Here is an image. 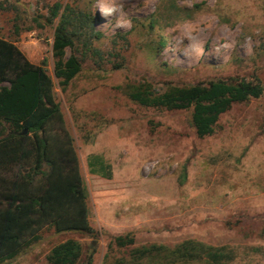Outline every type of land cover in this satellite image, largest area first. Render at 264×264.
I'll return each mask as SVG.
<instances>
[{"label": "rangeland", "instance_id": "374dc122", "mask_svg": "<svg viewBox=\"0 0 264 264\" xmlns=\"http://www.w3.org/2000/svg\"><path fill=\"white\" fill-rule=\"evenodd\" d=\"M0 2L14 5L0 6V36L36 64L47 58L97 230L93 236L48 225L5 264H51L50 249L68 238L82 244L77 264L94 242L91 264H103L127 260L135 247L172 248L185 239L219 248V264H264V0H120L127 29L95 11L98 0ZM56 2L61 11L69 5L81 25L66 56L75 53L82 69L65 90L52 53L59 17L44 27L33 20ZM218 78L260 83L263 92L233 102L204 136L192 108L147 106L129 96L140 85L162 92ZM91 155L110 164V177L91 171ZM130 230L132 245H110L108 234Z\"/></svg>", "mask_w": 264, "mask_h": 264}, {"label": "trees", "instance_id": "16d2710c", "mask_svg": "<svg viewBox=\"0 0 264 264\" xmlns=\"http://www.w3.org/2000/svg\"><path fill=\"white\" fill-rule=\"evenodd\" d=\"M0 6L14 8L3 2ZM61 7L56 2L49 7L48 15L39 13L33 20L44 27L59 17L52 53L55 76L65 90L82 69V61L75 53L66 56V48L75 43V27L81 25H75L69 5L62 11ZM15 27L17 30L18 25ZM46 64L47 58L36 64L14 41L0 36V264L14 260L38 242L48 225L57 232L97 235L89 219L88 191L80 159ZM262 92L260 83L218 78L206 83L171 84L162 92L140 85L131 89L129 96L147 106L192 108L193 125L204 136L213 133L220 114L233 102L257 98ZM6 124L12 129L8 133L2 130ZM91 156V171L110 177V172H104L110 164L102 156ZM108 235L111 246L135 242L131 230ZM95 247V242L90 245L84 264L92 263ZM82 253V244L68 238L50 249L47 260L51 264H77ZM221 256L219 248L185 239L172 248L156 243L135 247L127 260L110 263L105 259L103 264H219Z\"/></svg>", "mask_w": 264, "mask_h": 264}, {"label": "clouds", "instance_id": "9594fccd", "mask_svg": "<svg viewBox=\"0 0 264 264\" xmlns=\"http://www.w3.org/2000/svg\"><path fill=\"white\" fill-rule=\"evenodd\" d=\"M97 9L106 17H114L116 27L125 29L131 27L130 22L125 18L124 5L120 0H98L95 11Z\"/></svg>", "mask_w": 264, "mask_h": 264}]
</instances>
